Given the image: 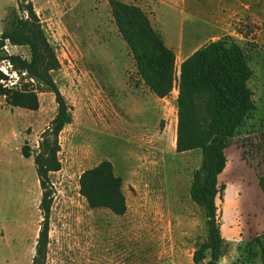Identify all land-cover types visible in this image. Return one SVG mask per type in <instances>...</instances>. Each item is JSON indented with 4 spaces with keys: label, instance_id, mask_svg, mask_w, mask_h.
Instances as JSON below:
<instances>
[{
    "label": "rangeland",
    "instance_id": "obj_1",
    "mask_svg": "<svg viewBox=\"0 0 264 264\" xmlns=\"http://www.w3.org/2000/svg\"><path fill=\"white\" fill-rule=\"evenodd\" d=\"M124 1L143 3L147 14L153 13L147 0ZM31 2L60 62L51 75L72 117L59 135L61 169L50 173L54 194L44 264H195L193 252L207 234L204 212L190 196L202 153L178 152L173 143L178 88L161 101L138 78L110 0ZM151 6L175 41L182 35L188 49L217 39L236 43L253 69L248 85L255 109L235 132L219 175L225 241L220 264H264V157L258 139L264 133V0H153ZM13 9L22 13L17 0H0V34ZM4 49L31 56L26 45L6 42ZM176 51L178 78L186 54ZM8 71H1L4 83H31L40 103L30 110L9 105L0 95V264H32L43 220L34 155L57 102L13 64ZM24 146L30 157L23 155ZM103 160L122 178L123 215L92 209L80 194L81 174Z\"/></svg>",
    "mask_w": 264,
    "mask_h": 264
},
{
    "label": "trees",
    "instance_id": "obj_2",
    "mask_svg": "<svg viewBox=\"0 0 264 264\" xmlns=\"http://www.w3.org/2000/svg\"><path fill=\"white\" fill-rule=\"evenodd\" d=\"M18 9L10 14V24L0 34V60H10L15 69L55 95L57 111L43 132L39 150L34 155L37 176L42 189L40 209L43 220L39 230L32 264H44L49 240V220L54 187L50 173L61 169L59 135L71 122L70 107L51 71L60 62L50 45L31 0H17ZM117 29L127 43L137 76L158 97L169 96L178 88L176 150H201L202 159L193 173L190 196L203 210L206 239L193 252L195 264H220L225 241L220 230L217 198L223 189L219 175L227 165L226 149L237 129L255 109L254 92L248 82L253 75L248 59L236 43L212 40L194 51L180 65L177 78L176 54L154 28L150 17L139 5L124 0H110ZM6 40L12 45L30 48V59L8 54ZM7 78L0 71V95L9 105L30 110L39 108V97L31 83L4 86ZM260 138V139H259ZM264 157V133L258 136ZM30 157L26 146L22 149ZM260 184L264 192V159ZM80 194L92 209L106 208L117 215L127 210L122 178L111 161L84 170L79 180Z\"/></svg>",
    "mask_w": 264,
    "mask_h": 264
},
{
    "label": "crops",
    "instance_id": "obj_3",
    "mask_svg": "<svg viewBox=\"0 0 264 264\" xmlns=\"http://www.w3.org/2000/svg\"><path fill=\"white\" fill-rule=\"evenodd\" d=\"M153 0H147V5L148 6H150V8H151V12H153L152 14H151V16H149L150 17V20H151V23H152V25L154 26V28L156 29V30H158L159 32H160V34L163 36V39H164V41H165V43L169 46V47H171L173 50H174V52H175V54H177L176 52V50L178 49V52L180 53V54H186V56H185V58H183V60H185L187 57H189L194 51H196L199 47H201V46H198V47H193V48H190L189 47V49H188V46H189V41H187L182 35L179 37V40L178 41H175L172 37H170V36H167V34L166 33H164V31L161 29V27H160V24H159V22H158V19H156L155 18V8H153L152 6H151V2H152ZM138 5V4H137ZM139 6L143 9V3L142 4H139ZM144 10V9H143ZM160 28V29H159ZM215 36H217V35H214V36H212V37H210V38H214ZM207 43V42H206ZM205 44V43H204ZM203 44V45H204ZM182 60V61H183ZM135 67V66H134ZM135 70H136V67H135ZM139 78V77H138ZM140 79V78H139ZM141 80V79H140ZM143 83V82H142ZM143 85H145L144 83H143ZM146 86V88L149 90V88L147 87V85H145ZM150 91V90H149ZM151 92V91H150ZM152 93V92H151ZM154 94V93H153ZM157 96V95H156ZM158 97V96H157ZM176 97H177V95H175V99H176ZM166 97H163V98H161V97H159V99L162 101L163 99H165ZM177 121H178V115H177V109H176V115H175V119L173 120V125L171 124V127H172V131H171V133H172V139H173V143H174V140H175V146H176V130H177Z\"/></svg>",
    "mask_w": 264,
    "mask_h": 264
},
{
    "label": "built area",
    "instance_id": "obj_4",
    "mask_svg": "<svg viewBox=\"0 0 264 264\" xmlns=\"http://www.w3.org/2000/svg\"><path fill=\"white\" fill-rule=\"evenodd\" d=\"M6 42H9L8 40H6ZM4 48H6V44H5V46H4ZM7 50V49H6ZM8 51V50H7ZM4 60H6V59H4ZM3 60V61H4ZM6 62V61H5ZM6 65H7V67H6ZM12 65V63L10 62V60H7V64H3V65H0V71H3L6 75H9V71H8V66H11ZM25 73V72H24ZM5 79H7V78H4V79H1V82L2 83H4V81H5ZM4 86H7L5 83H4Z\"/></svg>",
    "mask_w": 264,
    "mask_h": 264
}]
</instances>
